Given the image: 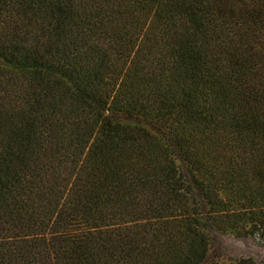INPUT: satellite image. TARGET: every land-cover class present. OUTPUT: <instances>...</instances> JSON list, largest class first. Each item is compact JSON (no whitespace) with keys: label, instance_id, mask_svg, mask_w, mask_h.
Instances as JSON below:
<instances>
[{"label":"trees","instance_id":"trees-1","mask_svg":"<svg viewBox=\"0 0 264 264\" xmlns=\"http://www.w3.org/2000/svg\"><path fill=\"white\" fill-rule=\"evenodd\" d=\"M264 242V0H0V264L222 260Z\"/></svg>","mask_w":264,"mask_h":264},{"label":"rangeland","instance_id":"rangeland-1","mask_svg":"<svg viewBox=\"0 0 264 264\" xmlns=\"http://www.w3.org/2000/svg\"><path fill=\"white\" fill-rule=\"evenodd\" d=\"M214 247L224 260L229 256H252L264 264V242L256 236H236L230 233H216Z\"/></svg>","mask_w":264,"mask_h":264}]
</instances>
